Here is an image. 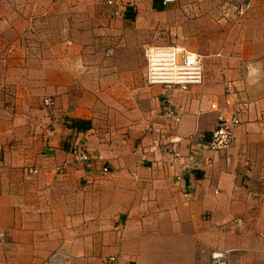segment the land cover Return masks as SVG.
<instances>
[{"label": "crops", "instance_id": "0c3cea01", "mask_svg": "<svg viewBox=\"0 0 264 264\" xmlns=\"http://www.w3.org/2000/svg\"><path fill=\"white\" fill-rule=\"evenodd\" d=\"M42 1L0 0V264H208L213 250L226 264H264V4L247 2L225 34L204 15L187 21L214 11L211 0H117L122 23L157 14L170 41L195 44L200 83L162 87L142 82L141 54L123 68L114 49L42 35ZM224 98L238 124L204 163L209 104Z\"/></svg>", "mask_w": 264, "mask_h": 264}, {"label": "rangeland", "instance_id": "374dc122", "mask_svg": "<svg viewBox=\"0 0 264 264\" xmlns=\"http://www.w3.org/2000/svg\"><path fill=\"white\" fill-rule=\"evenodd\" d=\"M45 1L43 0L42 3L46 10L37 16L40 23L34 27L35 29L42 31L41 34L49 39L54 38L56 44H64V47L68 46L66 42L75 39L85 42L87 46L96 51L101 48L103 50L114 49L116 50L114 58L123 68L138 66V54L144 58L143 51L149 46L159 47L172 44H181L186 48L195 46L194 43L170 41L174 30L171 29L169 20L157 14L156 17H151L145 12L142 13L134 21V26L133 23H122L110 14L114 6L120 5L117 0H73L74 3H87L90 7L85 8V10L72 9V2L66 0H58L52 9L47 10L46 5L53 0H47V4ZM106 1H109L110 4H107ZM205 1L210 2V0H203V2ZM252 1H257V4H264V0H211L214 11L198 12V17H195L194 12H192L187 21L193 25L195 18L203 19L202 15H204V21L208 18L210 21L217 22L218 32L225 33L226 24H236L244 17L243 14L234 18L232 16L233 8L239 4ZM258 12L255 15L256 19L264 20V7ZM171 23H177V18L171 19ZM152 24H154L153 27H151ZM216 29L217 27L214 31ZM110 32H113L112 35H109ZM34 39V37L31 38L32 41ZM209 45L211 44L208 42L201 44V46ZM219 45L223 46V44Z\"/></svg>", "mask_w": 264, "mask_h": 264}, {"label": "built area", "instance_id": "2783aa9c", "mask_svg": "<svg viewBox=\"0 0 264 264\" xmlns=\"http://www.w3.org/2000/svg\"><path fill=\"white\" fill-rule=\"evenodd\" d=\"M163 2L170 0H162ZM110 4L109 1H106ZM247 8V2L239 4L233 8L232 16L240 17ZM144 70L142 82L146 85H160L162 87H184L187 85H197L201 81L202 59L198 54L188 50L181 44L167 46H149L143 51ZM50 100L45 98L42 104L50 105ZM230 106L228 98L222 100V105L210 103L209 108L216 112L215 123L209 131L205 142L197 145L200 155L204 156L202 162L208 163L213 154L225 150L231 141L232 131L238 124L236 114L232 110H227ZM161 117H165L167 123L172 125L177 121V115L169 109L167 105L161 103ZM160 136V135H159ZM158 136V137H159ZM152 144L149 150H154ZM203 153L204 155H202ZM71 155L75 162L85 163L88 155L82 147H75L71 150ZM105 172V169H101ZM24 173H36L35 169H24ZM110 258H108L109 260ZM39 264H56L53 256H49L39 262ZM208 264H226L225 252L213 250L208 254Z\"/></svg>", "mask_w": 264, "mask_h": 264}]
</instances>
